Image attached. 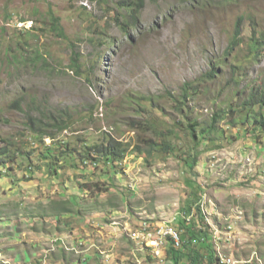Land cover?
Wrapping results in <instances>:
<instances>
[{
    "label": "rangeland",
    "instance_id": "1",
    "mask_svg": "<svg viewBox=\"0 0 264 264\" xmlns=\"http://www.w3.org/2000/svg\"><path fill=\"white\" fill-rule=\"evenodd\" d=\"M123 1L0 0V264H172L180 220L264 264V0Z\"/></svg>",
    "mask_w": 264,
    "mask_h": 264
},
{
    "label": "trees",
    "instance_id": "2",
    "mask_svg": "<svg viewBox=\"0 0 264 264\" xmlns=\"http://www.w3.org/2000/svg\"><path fill=\"white\" fill-rule=\"evenodd\" d=\"M135 5V11L139 12L140 7L142 6V0H134L132 1ZM128 3L125 1L121 2V6L124 7ZM134 17V12L132 11L129 18L133 20L132 18ZM51 29L54 32H57L59 37H62V30L59 28L58 21L56 19H52L51 21ZM239 33L236 34L238 36ZM234 43V42H232ZM261 42L257 41H252V46L254 49L255 57L260 55V51L262 47L259 46ZM259 46V48L257 47ZM235 46H228L229 50L234 49ZM79 58H76V56H72L70 59V66L69 68L72 69L77 75H80L81 73V66L79 64ZM214 71L212 70L208 78H212L211 75L213 76ZM188 87V86H186ZM259 88L252 91L250 95L248 96L247 101L245 106L252 107L254 105H259V107L262 109L264 108V84L259 85ZM187 90L185 89V92ZM184 92V97L186 96V93ZM231 109V108H230ZM247 109V108H245ZM62 117L61 115H58ZM55 116V117H58ZM219 115L214 114V117L211 120V124L216 122L218 119ZM31 124L29 125V130H31L33 133L38 134L40 137V142H42V136H45L46 138L49 139H54L53 135L49 132L38 130L36 132V128L34 126V120H30ZM68 121V120H67ZM195 126L196 124H191L188 126L189 131L191 132L192 138L195 139ZM54 130L58 131L61 133L62 131L66 130L68 128V122H64L62 119L56 120L54 119L52 122V125L50 126ZM145 127L148 129V127H152V125L145 124ZM204 133V130L201 131V134ZM151 146V145H150ZM149 146V147H150ZM153 147V146H151ZM155 147V146H154ZM159 149L163 152H169L172 150L170 144L167 143H162L161 145L157 146ZM138 151L139 148H136ZM51 148L47 147L45 149V152L43 153V157L47 158L50 157ZM90 151V150H89ZM10 152L7 151V148H3L0 150V165L5 163L6 161L3 160L5 157L8 158L7 156L9 155ZM127 153L126 147L123 146L120 142L113 140L112 138H107L105 144L102 145H97L92 148L91 154L94 156H99L103 158L106 162H117L121 161ZM88 155H90L88 153ZM195 154L192 156H187L185 160V164L189 165V167H193L195 164ZM10 162L15 159V156L12 155L11 157L8 158ZM4 165V164H3ZM51 165V164H50ZM195 197V195H193ZM194 203V202H192ZM192 208L187 204L186 207L183 208V214L185 216H188L191 213ZM180 231L182 232L181 234L178 235L179 237V243L176 245V242L171 238L168 237V249H167V257L169 260L172 262V264H214V261L216 258L215 256V251L213 249V246L211 244V238L206 234V232L199 231L195 229V225H190L189 223H186L185 220H180L178 221ZM177 246V247H176ZM206 262V263H204Z\"/></svg>",
    "mask_w": 264,
    "mask_h": 264
},
{
    "label": "built area",
    "instance_id": "3",
    "mask_svg": "<svg viewBox=\"0 0 264 264\" xmlns=\"http://www.w3.org/2000/svg\"><path fill=\"white\" fill-rule=\"evenodd\" d=\"M175 241V240H174ZM176 242V245H178V243H179V239H178V241H175ZM229 262V261H228Z\"/></svg>",
    "mask_w": 264,
    "mask_h": 264
}]
</instances>
